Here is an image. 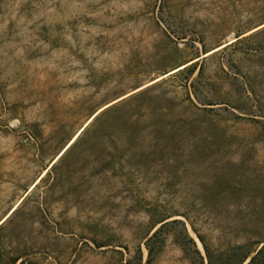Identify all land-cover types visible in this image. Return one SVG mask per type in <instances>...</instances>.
I'll return each instance as SVG.
<instances>
[{
  "label": "rangeland",
  "instance_id": "obj_1",
  "mask_svg": "<svg viewBox=\"0 0 264 264\" xmlns=\"http://www.w3.org/2000/svg\"><path fill=\"white\" fill-rule=\"evenodd\" d=\"M0 264H264V0H0Z\"/></svg>",
  "mask_w": 264,
  "mask_h": 264
},
{
  "label": "snow or ice",
  "instance_id": "obj_2",
  "mask_svg": "<svg viewBox=\"0 0 264 264\" xmlns=\"http://www.w3.org/2000/svg\"><path fill=\"white\" fill-rule=\"evenodd\" d=\"M0 223H2V221H0Z\"/></svg>",
  "mask_w": 264,
  "mask_h": 264
}]
</instances>
